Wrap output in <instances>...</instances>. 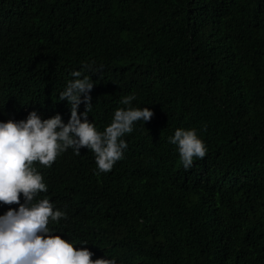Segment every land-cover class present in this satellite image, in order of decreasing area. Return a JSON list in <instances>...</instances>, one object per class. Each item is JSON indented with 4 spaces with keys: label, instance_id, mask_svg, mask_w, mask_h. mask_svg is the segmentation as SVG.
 <instances>
[{
    "label": "trees",
    "instance_id": "obj_1",
    "mask_svg": "<svg viewBox=\"0 0 264 264\" xmlns=\"http://www.w3.org/2000/svg\"><path fill=\"white\" fill-rule=\"evenodd\" d=\"M72 71L97 131L127 95L154 116L108 173L87 148L36 163L54 234L116 264H264V0H0V122L67 124ZM178 128L207 147L187 171Z\"/></svg>",
    "mask_w": 264,
    "mask_h": 264
},
{
    "label": "clouds",
    "instance_id": "obj_2",
    "mask_svg": "<svg viewBox=\"0 0 264 264\" xmlns=\"http://www.w3.org/2000/svg\"><path fill=\"white\" fill-rule=\"evenodd\" d=\"M84 68L91 71L89 65ZM70 75L72 79L60 93V100L70 105L67 124L59 114L42 120L35 111L26 120L0 122V206L7 211L0 216V264H116L115 259L93 260L94 253L87 247L77 249L71 241L54 234L50 222L59 223L68 216L49 198L37 199L48 187L35 165L38 162L49 168L68 149L80 155V149L87 148L95 155L97 174L108 173L127 148L122 137L133 132L135 122L151 121L154 112L131 107L136 97L124 96L120 102L128 107L116 109L110 125L99 132L88 121L94 82L82 71ZM82 103L85 111L78 113ZM168 143L176 146L186 171L194 159H203L207 153L194 128H178Z\"/></svg>",
    "mask_w": 264,
    "mask_h": 264
}]
</instances>
